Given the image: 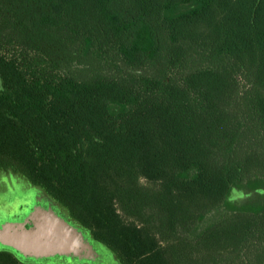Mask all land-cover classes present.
Masks as SVG:
<instances>
[{"label":"trees","instance_id":"1","mask_svg":"<svg viewBox=\"0 0 264 264\" xmlns=\"http://www.w3.org/2000/svg\"><path fill=\"white\" fill-rule=\"evenodd\" d=\"M0 171L119 264H264V0H0Z\"/></svg>","mask_w":264,"mask_h":264},{"label":"rangeland","instance_id":"2","mask_svg":"<svg viewBox=\"0 0 264 264\" xmlns=\"http://www.w3.org/2000/svg\"><path fill=\"white\" fill-rule=\"evenodd\" d=\"M16 179L26 185L27 189L30 188L21 178L0 171V231L25 228L31 230L37 222L35 220L45 214L57 215L64 219L61 208L54 201L44 196V200L38 202L34 192H22V187L16 184ZM240 194L238 192L236 195ZM0 252L12 254L22 264H119L112 251L97 242L94 243L95 259L87 258L83 253L33 257L25 255L3 242H0Z\"/></svg>","mask_w":264,"mask_h":264},{"label":"water","instance_id":"3","mask_svg":"<svg viewBox=\"0 0 264 264\" xmlns=\"http://www.w3.org/2000/svg\"><path fill=\"white\" fill-rule=\"evenodd\" d=\"M35 221L37 222L31 230L25 228L0 231V242L33 257L83 253L87 258L95 259L94 244L65 219L45 214Z\"/></svg>","mask_w":264,"mask_h":264},{"label":"flooded vegetation","instance_id":"4","mask_svg":"<svg viewBox=\"0 0 264 264\" xmlns=\"http://www.w3.org/2000/svg\"><path fill=\"white\" fill-rule=\"evenodd\" d=\"M16 184L19 186V187H22L21 190L23 193H30V192H34V194H36L37 196V201L38 202H41L42 200H44V194L42 192H40L39 190H37L36 188H33L30 186L29 189L26 188V185H24L22 182H18L17 179H16ZM1 207H6V206H1Z\"/></svg>","mask_w":264,"mask_h":264}]
</instances>
